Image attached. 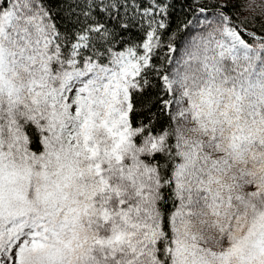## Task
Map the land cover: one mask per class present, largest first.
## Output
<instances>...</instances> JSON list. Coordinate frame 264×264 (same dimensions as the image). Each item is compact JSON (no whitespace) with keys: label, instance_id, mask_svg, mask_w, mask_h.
<instances>
[{"label":"snow or ice","instance_id":"6c2138e0","mask_svg":"<svg viewBox=\"0 0 264 264\" xmlns=\"http://www.w3.org/2000/svg\"><path fill=\"white\" fill-rule=\"evenodd\" d=\"M0 264H264V0H0Z\"/></svg>","mask_w":264,"mask_h":264},{"label":"trees","instance_id":"16d2710c","mask_svg":"<svg viewBox=\"0 0 264 264\" xmlns=\"http://www.w3.org/2000/svg\"><path fill=\"white\" fill-rule=\"evenodd\" d=\"M173 27H175V25H173ZM169 43H171L173 46L181 45L183 43V33L178 32L177 36L174 40L164 41V43L161 46V58H163L166 55H174V54L168 52L166 45Z\"/></svg>","mask_w":264,"mask_h":264},{"label":"rangeland","instance_id":"374dc122","mask_svg":"<svg viewBox=\"0 0 264 264\" xmlns=\"http://www.w3.org/2000/svg\"><path fill=\"white\" fill-rule=\"evenodd\" d=\"M182 44H183V43H182ZM182 44H181V45H182Z\"/></svg>","mask_w":264,"mask_h":264}]
</instances>
